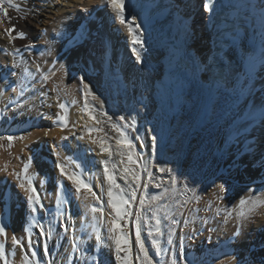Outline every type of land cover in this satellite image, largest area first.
I'll return each mask as SVG.
<instances>
[{
  "label": "bare ground",
  "instance_id": "bare-ground-1",
  "mask_svg": "<svg viewBox=\"0 0 264 264\" xmlns=\"http://www.w3.org/2000/svg\"><path fill=\"white\" fill-rule=\"evenodd\" d=\"M208 1L0 0V264H264V0Z\"/></svg>",
  "mask_w": 264,
  "mask_h": 264
},
{
  "label": "rangeland",
  "instance_id": "rangeland-1",
  "mask_svg": "<svg viewBox=\"0 0 264 264\" xmlns=\"http://www.w3.org/2000/svg\"><path fill=\"white\" fill-rule=\"evenodd\" d=\"M17 11V10H16ZM204 24V23H203ZM5 27V28H4ZM4 27H2L1 29H0V33H3V34H9V30H8V26H4ZM4 28V29H3ZM42 31V33H45L44 31H45V29H42L41 30ZM28 50L30 51V49L28 48ZM263 138H264V136H263ZM264 140V139H263ZM262 140V143H260V144H263V141ZM261 146V145H260Z\"/></svg>",
  "mask_w": 264,
  "mask_h": 264
}]
</instances>
